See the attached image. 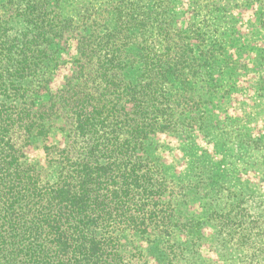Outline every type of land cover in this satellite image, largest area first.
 Wrapping results in <instances>:
<instances>
[{
  "label": "rangeland",
  "instance_id": "374dc122",
  "mask_svg": "<svg viewBox=\"0 0 264 264\" xmlns=\"http://www.w3.org/2000/svg\"><path fill=\"white\" fill-rule=\"evenodd\" d=\"M9 1L0 0V20L11 42L32 31L24 10H15L24 0ZM47 2L60 13L62 34L43 41L46 58L31 94L12 102L11 92L7 100L27 109L34 123L23 166H35L44 182L55 181L58 164L74 153L75 133L64 114L49 109L63 105L58 91L78 82L77 39L91 27L102 34L124 29L122 11L136 3L131 48L147 47L154 61L171 60L166 50L176 44L183 72L162 84L157 98L170 117L167 130L149 136L138 152L161 193L156 197L164 207L157 212L164 211L159 217L166 221L130 242L125 261L264 264V0ZM127 79L143 76L132 71Z\"/></svg>",
  "mask_w": 264,
  "mask_h": 264
},
{
  "label": "trees",
  "instance_id": "16d2710c",
  "mask_svg": "<svg viewBox=\"0 0 264 264\" xmlns=\"http://www.w3.org/2000/svg\"><path fill=\"white\" fill-rule=\"evenodd\" d=\"M23 2L15 10H24L32 33L8 42L0 20V264H135L125 261L130 242L166 221L157 212L161 193L138 152L149 136L167 130L170 117L157 98L161 85L183 72L182 50L169 43L174 58L154 61L147 47L131 48L136 3L122 11L124 29L102 34L91 27L80 35L78 82L58 91L63 105L49 109L73 126L74 153L68 151L50 184L35 166H23L34 123L27 109L7 100L11 92L12 102L25 100L39 81L43 41L62 34L60 13L47 0ZM132 71L143 80L127 79Z\"/></svg>",
  "mask_w": 264,
  "mask_h": 264
}]
</instances>
